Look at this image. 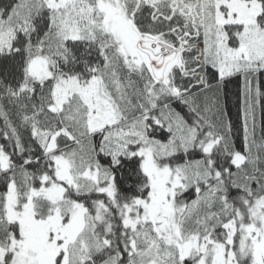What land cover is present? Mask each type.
I'll list each match as a JSON object with an SVG mask.
<instances>
[{"label": "snow or ice", "instance_id": "6c2138e0", "mask_svg": "<svg viewBox=\"0 0 264 264\" xmlns=\"http://www.w3.org/2000/svg\"><path fill=\"white\" fill-rule=\"evenodd\" d=\"M0 264H264V0H0Z\"/></svg>", "mask_w": 264, "mask_h": 264}]
</instances>
